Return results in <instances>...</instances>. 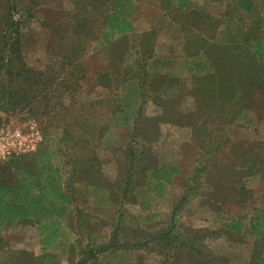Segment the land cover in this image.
<instances>
[{
	"label": "rangeland",
	"instance_id": "rangeland-1",
	"mask_svg": "<svg viewBox=\"0 0 264 264\" xmlns=\"http://www.w3.org/2000/svg\"><path fill=\"white\" fill-rule=\"evenodd\" d=\"M112 1L0 0V131L35 125L68 197L56 241L40 229L52 219L20 221L0 234V264H264L258 15L134 0L135 33L100 45ZM194 49L211 72L188 67ZM35 153L0 163V179Z\"/></svg>",
	"mask_w": 264,
	"mask_h": 264
},
{
	"label": "trees",
	"instance_id": "trees-1",
	"mask_svg": "<svg viewBox=\"0 0 264 264\" xmlns=\"http://www.w3.org/2000/svg\"><path fill=\"white\" fill-rule=\"evenodd\" d=\"M112 2V9L106 17V24L100 34V45L112 43L119 36L133 35L136 31L132 22V14L135 9L134 0H114ZM237 4V10L243 8L247 14H252L255 11L254 0H239ZM184 5L185 3H180L179 7H184ZM258 17L256 20H259V26L264 29V16L261 18L258 15ZM249 18L252 20L254 17L249 16ZM19 23V20L13 16L10 25L15 26ZM83 53L77 51L78 58H83L85 55ZM254 53L259 61L264 62V39L257 40ZM2 61H4L3 58ZM126 85L121 87V91L126 90ZM119 119L118 117L113 120V125L110 128L117 127ZM30 160L32 164L29 163L26 168L19 169L16 173L15 183L11 184L0 179V234L4 229L23 220L52 219L51 223L40 225V229L41 231L52 230L48 239L51 242L56 241V234L60 231L61 225L59 220L65 217L68 204V197L64 191V174L61 171L63 167L59 163L53 162L51 150L47 146L39 149ZM32 165H38V167L29 172ZM174 172L171 168V173L169 172L168 178L165 179L166 182H172ZM163 187L164 185L158 180L156 188L161 190ZM263 225L264 215L255 218L252 233L257 237L260 236L263 233L260 231ZM118 264H123V262L120 261Z\"/></svg>",
	"mask_w": 264,
	"mask_h": 264
},
{
	"label": "built area",
	"instance_id": "built-area-1",
	"mask_svg": "<svg viewBox=\"0 0 264 264\" xmlns=\"http://www.w3.org/2000/svg\"><path fill=\"white\" fill-rule=\"evenodd\" d=\"M41 140V133L35 125L28 132L21 129H2L0 131V163L6 162L12 156L35 153Z\"/></svg>",
	"mask_w": 264,
	"mask_h": 264
},
{
	"label": "crops",
	"instance_id": "crops-1",
	"mask_svg": "<svg viewBox=\"0 0 264 264\" xmlns=\"http://www.w3.org/2000/svg\"><path fill=\"white\" fill-rule=\"evenodd\" d=\"M245 13L247 14V12L245 11ZM248 15V17L247 18H249V16L251 17H254V16H256V15H260V17L262 18L263 16H264V11L263 12H261V13H258L257 12V10H256V8H255V11L252 13V14H247ZM246 18V19H247ZM230 20H237V19H235V18H231L230 17ZM250 20V19H249ZM232 23H235V22H232ZM186 28H189V26H186ZM232 42H234L233 40H232ZM193 50H191V52H186V53H188L185 57L187 58V61L186 62H189V64H188V67H191L192 65H194L195 67V72H201V71H203V70H206L207 72H208V70L211 72V70H212V67L211 66H209L205 61H204V59L205 58H209L210 56H209V54L208 53H205V52H207L206 50H204V49H194V52H192ZM208 52H210V51H208ZM193 69V68H192ZM191 69V71H193ZM205 72V71H204ZM203 73L201 72V73H197V75H202ZM208 74V73H207ZM205 87H209V86H205ZM258 217L259 216H261V215H257ZM263 216V215H262Z\"/></svg>",
	"mask_w": 264,
	"mask_h": 264
}]
</instances>
